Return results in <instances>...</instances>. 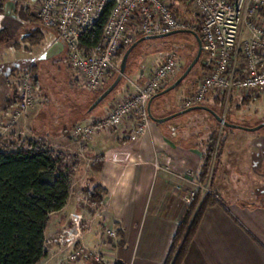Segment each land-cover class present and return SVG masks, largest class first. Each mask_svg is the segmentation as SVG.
<instances>
[{
	"label": "crops",
	"instance_id": "crops-1",
	"mask_svg": "<svg viewBox=\"0 0 264 264\" xmlns=\"http://www.w3.org/2000/svg\"><path fill=\"white\" fill-rule=\"evenodd\" d=\"M40 2L33 6L32 0H0V33L6 32L10 39L9 43L0 45V99L8 103L6 112L16 108L20 75L29 70L37 83L38 102L36 109L22 120L23 125L30 133L46 132L47 136L42 138L54 150L78 155L80 168L66 206L53 214L48 224L46 241L51 244H47V254L39 264H59L80 245L101 253L105 262L111 264H170L174 239L190 206L192 190L203 197L208 192L215 203L201 213L181 264H264V190L263 195L259 192L263 188L255 191L257 199L249 194L240 195L238 186L235 196L231 197L224 191L225 184L219 182L208 190L205 158L210 142L205 147L192 136L185 138L181 133L176 134L180 128L188 132V126L168 121L153 123L144 136L132 140L138 124L133 114L120 128L110 133L100 132L84 145L69 133L77 124L106 116L117 101L134 93L133 83L145 84L165 59L146 53L129 63L135 79L129 77L113 98L116 101L93 116L87 97L79 92L83 84L76 72V78L68 73L66 76L65 44L53 30L43 27L38 18ZM28 42L32 43L29 47L25 45ZM66 83L73 84L75 91L61 97L57 88ZM195 84L191 90L188 88L189 96L194 94ZM160 99L151 104L155 117L165 118L183 111L175 109L161 116L167 103L163 104ZM69 100L72 109L67 113L65 105ZM51 131L57 134L59 145L52 142ZM73 143L78 146H72ZM254 147L258 152H253L251 165L256 174L263 176L264 161L256 162L255 157L260 154V147ZM219 159L218 166L222 169L219 180L231 178L236 182L244 177L240 157L234 165L223 161L222 155ZM98 185L106 190L107 196L104 206L95 212L82 191ZM72 215L80 217V226L74 230L75 241L71 247L58 242V237L69 226ZM107 226L116 230L117 238L104 236ZM77 264L94 263L82 260Z\"/></svg>",
	"mask_w": 264,
	"mask_h": 264
},
{
	"label": "built area",
	"instance_id": "built-area-1",
	"mask_svg": "<svg viewBox=\"0 0 264 264\" xmlns=\"http://www.w3.org/2000/svg\"><path fill=\"white\" fill-rule=\"evenodd\" d=\"M190 9L201 19L176 15L170 0H41L38 18L46 29L53 30L67 48L68 62L76 72L83 87L90 92L103 90L113 74L120 72L117 58L121 46H131L136 40L131 23L136 15L140 18L137 32L144 36L165 34L175 30L200 29L203 54L208 70L198 82L195 92L189 96L184 109L202 105L210 97L219 96L229 101L233 94L244 96L264 95V0H186ZM112 5L104 27L101 42L89 51L80 48L85 31L97 25L107 7ZM178 60L169 54L155 67L152 77L143 85H136L134 93L117 103L104 117L94 118L73 128L72 136L82 144L90 142L100 132H113L133 114L138 124L132 140L144 136L151 125L148 105L175 73ZM19 104L10 112L1 130L10 131L19 119L33 109L37 91L29 70L20 78ZM190 178V177H189ZM197 190H192L189 204L195 200ZM70 224L58 237V242L73 246L74 230H79L80 217L72 215ZM104 236L117 238L115 229L107 226ZM51 244V242H47ZM94 264L105 262L101 253L80 245L65 261L59 264H77L80 261Z\"/></svg>",
	"mask_w": 264,
	"mask_h": 264
},
{
	"label": "trees",
	"instance_id": "trees-1",
	"mask_svg": "<svg viewBox=\"0 0 264 264\" xmlns=\"http://www.w3.org/2000/svg\"><path fill=\"white\" fill-rule=\"evenodd\" d=\"M181 3L187 4L186 0H170V7L176 15L185 17L186 13L179 7ZM111 9L112 5H109L101 21L82 34L80 48L83 51L91 50L103 40L104 27ZM192 21L199 25L201 23L197 15ZM139 23L140 18L135 14L130 24L131 30L136 35L135 42L142 37L137 32ZM196 32L202 38L200 29ZM9 42V35L6 32L0 33V45ZM129 47L119 48L117 58L120 62ZM200 67L204 72L208 70L205 62L200 63ZM117 75L113 74L110 77L103 90L115 80ZM21 76L22 74L20 78ZM32 80L36 85L34 77ZM167 87L168 82L163 85L161 91ZM251 99V96H248L243 102L248 104ZM214 101L220 104L224 102L219 96H216ZM72 132L73 129L69 133ZM215 145L216 137L210 140L205 158L207 163L205 168L209 172ZM217 158L218 156L216 161ZM79 168L78 155L54 150L42 137L24 139L19 133H13L8 138L0 135V264H39L46 256L48 224L52 215L66 206ZM82 195L96 212L104 206L107 192L98 185L92 189H84ZM199 201L197 197L190 204L179 225L170 264L182 263L184 254L196 233L201 213L215 203L211 195Z\"/></svg>",
	"mask_w": 264,
	"mask_h": 264
},
{
	"label": "rangeland",
	"instance_id": "rangeland-1",
	"mask_svg": "<svg viewBox=\"0 0 264 264\" xmlns=\"http://www.w3.org/2000/svg\"><path fill=\"white\" fill-rule=\"evenodd\" d=\"M38 1L39 0H32L33 6H37ZM179 7H181V9L186 13L184 18L193 20V18L196 17V13H194V11L190 9L188 4L181 3ZM25 45L29 47L32 45V43L28 42ZM142 47H144L145 50L142 51L141 50ZM197 52H198V44L196 42V39L192 35L178 34L172 37L153 40V41H146L140 44L138 48L131 55L129 59V63L138 60L137 58L141 59L142 56L146 53L151 54L150 56H153L154 58L157 57L156 59H160V58L165 59L169 54H175L178 60V66L175 73L168 80V87H169L183 74V72L186 70L188 65L196 57ZM207 60L208 58L206 57V55L203 54L200 62L194 68V70L191 72L188 78L178 88L160 97L161 98L160 102H162L163 104L167 103V106L166 107L164 106V110L161 113V116L164 115V113L174 111L175 109H180V110L184 109L183 104L190 94L187 92V90L188 88L189 90H191L192 87H194V84L196 83L195 85H197L198 82L203 78L205 72L201 70L200 63L202 62L204 63ZM64 70L66 76L68 73L73 78H76L75 71L69 67V63L68 64L66 62L64 63ZM129 77L132 78L133 80L135 79V74L131 73V68L128 65L123 83L113 92V94H111V96H109V98L104 100L95 110H93L92 113L93 116L100 114L105 109H107L112 102L116 101L113 100V98H115L118 95V93L121 91L122 86L124 85V82L130 79ZM113 82L111 81V84ZM109 85L107 87H109ZM74 88L75 86L73 84L72 85L70 84L68 85L67 83L65 85L61 84L57 88V92L62 95V96L60 95L61 97H67L71 91H75ZM104 91L105 89L102 92L101 90L97 92H90L84 87L83 88L81 86L79 87V92L84 93V95L87 97L86 101L88 103L87 104L88 107H90L92 103ZM246 97L248 96H244V95L241 96L239 95V93L233 94L232 98L229 101L224 100V102L221 104L214 102L213 99L210 98L209 101L207 100L202 105L210 107L219 116H221L230 123H234L243 127L254 128L264 122V95L251 96L252 99L251 101H249L248 104L243 102L244 101L243 99ZM37 102H38V95H37L35 107L30 111H28L27 114L32 112L34 109H36ZM117 102L119 103L120 100ZM6 103L7 102L4 99H0V112L4 110V112L0 114V135L8 138L11 135H13V133L20 134V132H22L25 134V136H22L21 134L20 135L24 139L26 138L33 139L34 136L38 138L46 135V132L43 131H34L32 133L27 131L25 124L23 125L22 123V120L27 116V114L21 119H19L16 125L10 131L7 132L1 130L3 126L7 123L10 116L9 115L10 111L9 110L7 112L5 111L6 110L5 105L6 106L8 105V103L7 104ZM71 106L72 104L70 100L66 101L65 108L67 109V113L71 112L72 109ZM168 122L175 123L178 126H185V125L188 126L189 127L188 132H183V129L180 128L176 134L179 135L181 133V135H183L184 137L192 136V138H194V141H199L200 143H203L205 147H207V145H205L206 143L210 142L211 139H214L216 137L214 156H213L208 180L206 181L208 190L214 188L217 182H219L220 184H225L224 191H228L231 197L235 196L236 186L240 187V192H241L240 195L242 196L249 194L250 197L252 198L255 197L257 199L258 197L256 196L255 191L261 188L263 189L259 190V192L261 193V195H263L262 190H264V173L263 176H261V174L260 175L256 174V171H254L253 163L251 165V156L253 155L254 151L258 152L257 148L254 147V145L259 146L260 154L258 156H255L258 159L256 160V162L263 163L264 161V128L254 133L240 129L228 128L223 126L221 123H219L216 120V118L207 111L190 112L182 116H179L175 119H172ZM153 123L154 122L151 120V124ZM51 136H53L52 142L54 143V145L55 144L59 145L61 141L57 138V134L51 131ZM63 141L68 142V140H63ZM77 141L80 142L79 140ZM72 146L75 147L78 145L73 143ZM229 154H231V156H229ZM221 155L223 161L231 162L233 163V165L238 157L241 158L240 161H242V165H243L241 172H243V176H244L242 177V179L237 180L236 182L233 181L231 178H228L226 180L223 179L219 180V175H221L220 172L222 169H219L218 161L220 160L219 158ZM216 156H218L217 161H216ZM256 169H258V166ZM207 193L205 196L211 195ZM197 197L200 200L199 202H201L202 199L204 198L202 195L198 196V194L196 193L195 200L197 199Z\"/></svg>",
	"mask_w": 264,
	"mask_h": 264
},
{
	"label": "water",
	"instance_id": "water-1",
	"mask_svg": "<svg viewBox=\"0 0 264 264\" xmlns=\"http://www.w3.org/2000/svg\"><path fill=\"white\" fill-rule=\"evenodd\" d=\"M178 34H190V35H192L196 39V42L198 44V52H197L196 57L188 65V67L183 72V74L172 85H170L166 89H164L161 92H159L158 94H156L150 100L149 105H148V111H149V116H150L151 120L154 123L160 124V123L170 121L171 119H173L177 116L184 115V114H187L190 112L207 111L210 114H212L219 123H221L223 126L228 127V128L240 129V130H244V131H248V132H257V131L263 129L264 128V122L259 124L258 126L254 127V128L243 127V126H239V125L234 124V123H230V122L226 121L224 118H222L221 116H219L213 109H211L210 107L205 106V105H197V106L185 109V110H183L177 114H174V115H171V116H168L165 118H157L152 114L151 104L153 103V101L159 97H162V96L172 92L176 88H178L188 78V76L191 74V72L198 65V63L200 62V60L202 58L203 40L197 32L188 31V30H175V31H171V32H168L165 34L153 35V36H144V37H141L140 39H138L133 45H131L128 48V50L124 54V56L121 60V63H120V72L118 73L114 82L111 85H109V87H107L105 89V91L94 101V103L91 105L89 111L92 112L93 110H95L104 100H106L123 83V81L125 79L126 71H127L129 58H130L132 52L140 44L144 43L145 41L164 39V38L172 37V36L178 35Z\"/></svg>",
	"mask_w": 264,
	"mask_h": 264
}]
</instances>
